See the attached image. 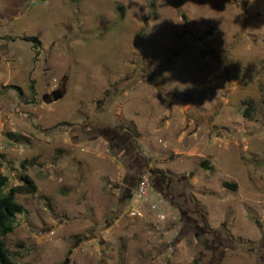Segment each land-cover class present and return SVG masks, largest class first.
I'll list each match as a JSON object with an SVG mask.
<instances>
[{
    "label": "rangeland",
    "instance_id": "374dc122",
    "mask_svg": "<svg viewBox=\"0 0 264 264\" xmlns=\"http://www.w3.org/2000/svg\"><path fill=\"white\" fill-rule=\"evenodd\" d=\"M151 1L0 0V170L37 188L4 238L16 264H264V0ZM110 121L136 157L97 135ZM138 168L145 196L119 200ZM186 210L211 249L175 231Z\"/></svg>",
    "mask_w": 264,
    "mask_h": 264
},
{
    "label": "trees",
    "instance_id": "16d2710c",
    "mask_svg": "<svg viewBox=\"0 0 264 264\" xmlns=\"http://www.w3.org/2000/svg\"><path fill=\"white\" fill-rule=\"evenodd\" d=\"M154 3V0L151 1V4ZM119 12L121 13L120 16H123V9L122 7H118ZM23 40L25 42H30L32 43L33 48H36L40 43L35 37H24ZM243 104H245L246 108L243 110V116L247 119L252 118V114L254 112V107H253V102L252 100H246L243 101ZM2 160L3 156L0 154V169L2 167ZM34 161H24L22 166L24 167L26 165H32ZM200 166L203 169L208 170L209 169V161L203 160L200 164ZM21 184L16 185L14 187H10L7 190H4V188L7 186L8 183V178L6 175L2 174L0 170V264H16L10 256V253L5 247L4 244V238L10 234L13 231L14 228V223H15V218L17 215L22 214L24 212V208L21 204H19L16 201V195L18 194H34L36 192V185L33 182V180L27 175L23 174L21 175ZM222 187L225 189H229L231 191L236 190L237 185L236 183H230L224 181L222 183ZM180 194V192H179ZM173 204L175 198L177 197V193L172 190L169 193ZM179 209V208H178ZM182 213V218L186 219L187 217L190 218V226L195 227V238H197L200 241H203L202 248H209L208 247V238L206 237L209 233L210 230L208 229V220L206 216L203 214L197 215L198 220L193 219L190 216H187L189 214V211H179ZM188 213V214H187ZM197 213V211H196ZM182 222V221H181ZM220 233V232H219ZM219 233L216 234V237L214 240H217L219 244H228L229 243V237L225 238H220ZM228 247V245H226Z\"/></svg>",
    "mask_w": 264,
    "mask_h": 264
},
{
    "label": "flooded vegetation",
    "instance_id": "af4514ba",
    "mask_svg": "<svg viewBox=\"0 0 264 264\" xmlns=\"http://www.w3.org/2000/svg\"><path fill=\"white\" fill-rule=\"evenodd\" d=\"M96 129L95 132L97 133V135H99L100 137H102L105 142L107 143L111 153L114 155L115 151H117V153L119 152H124L125 155H128V157H133L136 154V150L134 145L131 143L130 138L125 134V133H120L118 130V126L116 124H114V122H109V127L104 128L103 126L101 127H94ZM137 156V155H136ZM134 156V157H136ZM140 168L137 169L136 174L135 175H129L127 177H124V183H123V188H119L120 190V195H119V200H127L129 201L132 196L134 195V192L137 189V185L139 183L140 180H142L145 176H141L138 175L140 174V172H138ZM140 171V170H139ZM149 172V171H148ZM151 173V172H149ZM152 176V173H151ZM156 179V184L152 186V188L156 189V192L165 196H170L169 193L174 190V183H169L167 182L165 185L162 184V182L166 181V177L164 175H160V179H158L157 177H155ZM161 181V183L159 184V182L157 181ZM159 191V192H158ZM124 202V201H123ZM182 213H181V219L180 221H182V225L175 226L174 229L175 231L178 232V235L182 234V231H187L189 233L193 234V237H195V227L190 226L189 222H190V218L187 217L186 219L182 218ZM186 234V233H185ZM183 234V235H185ZM264 240V237H263ZM209 249L212 248V245L208 246Z\"/></svg>",
    "mask_w": 264,
    "mask_h": 264
},
{
    "label": "water",
    "instance_id": "95a60500",
    "mask_svg": "<svg viewBox=\"0 0 264 264\" xmlns=\"http://www.w3.org/2000/svg\"><path fill=\"white\" fill-rule=\"evenodd\" d=\"M62 95H63V91L62 92H59V91H56V92H52L51 93V96H50V94H44L43 96H42V100L44 101V102H46V103H50V102H52V101H57V100H59L61 97H62ZM68 256L71 254V250H69L68 251ZM69 263V258L68 257H66L65 259H64V262L62 263V264H68Z\"/></svg>",
    "mask_w": 264,
    "mask_h": 264
},
{
    "label": "built area",
    "instance_id": "2783aa9c",
    "mask_svg": "<svg viewBox=\"0 0 264 264\" xmlns=\"http://www.w3.org/2000/svg\"><path fill=\"white\" fill-rule=\"evenodd\" d=\"M147 187H148V183H146L145 178H143L142 180L139 181V183L137 185V189L134 192L135 197L137 198V201H139L142 197L145 196Z\"/></svg>",
    "mask_w": 264,
    "mask_h": 264
}]
</instances>
